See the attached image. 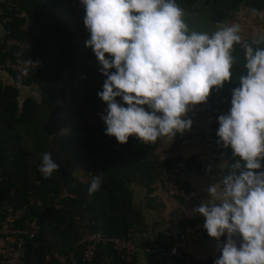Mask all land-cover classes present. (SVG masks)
Segmentation results:
<instances>
[{"label":"trees","instance_id":"obj_1","mask_svg":"<svg viewBox=\"0 0 264 264\" xmlns=\"http://www.w3.org/2000/svg\"><path fill=\"white\" fill-rule=\"evenodd\" d=\"M174 3L182 12L188 13L194 6L201 7L213 25L231 20L239 8L252 14L264 11V0H174ZM0 9V36L25 41L44 55L42 62L26 77L15 79L7 71L13 82L3 84L0 80V204L8 205L16 216L12 225L32 233L29 239L22 236V264H54L55 255L74 249L76 220L91 222L95 232L108 238H123L127 234L134 236L140 227V219L132 205L129 185L148 189L160 169L167 168L170 162L158 159L154 154L155 146L135 136H130L126 144H120L114 136L105 134L106 126L95 124L90 117L84 116L79 121L76 114L80 113L76 107L87 105L73 100L64 119L67 133L58 139L57 147L75 153V163L81 168L84 180H77L63 167H58V171L45 179L39 172V165L46 150L43 152L44 147L37 148L36 143L44 124L37 115L45 103V96L58 92L62 100L65 98L62 88L74 83L77 43L67 23L53 14L50 3L43 0H2ZM3 18L9 20L2 22ZM28 21L34 24L33 30L22 28ZM247 46L253 52L264 50V36L242 39L233 44L230 50L233 60L231 76L222 87L210 90L208 99L213 106L232 107L234 90L241 86V78L248 74ZM32 48L12 46L0 53V59L5 57L19 63L32 53ZM105 58L113 59L108 54ZM84 59L97 64V82L99 90H102L107 78L90 47L85 50ZM115 71L112 68L109 74ZM62 72H67V83L55 88L54 83ZM37 83L46 85L38 101L31 96L18 100L19 88ZM116 102L127 107L121 97H117ZM55 108V113H60L59 105L56 104ZM52 122L48 128H58L62 124L58 117ZM26 130L33 131V151L24 142ZM229 162L228 169L240 170L232 166L234 162L231 159ZM237 164L245 171L242 162ZM97 174L102 176L101 187L89 195L91 178ZM135 245L137 251L139 248ZM135 253L127 261L109 243L98 244L89 261H80L77 256L75 264H134ZM166 262L179 264L175 260Z\"/></svg>","mask_w":264,"mask_h":264},{"label":"clouds","instance_id":"obj_2","mask_svg":"<svg viewBox=\"0 0 264 264\" xmlns=\"http://www.w3.org/2000/svg\"><path fill=\"white\" fill-rule=\"evenodd\" d=\"M84 24L91 34L85 42L107 78L99 98L107 104L108 136L126 144L130 136L155 143L191 126L182 117L190 104L202 103L213 87L230 79V50L240 41L239 26L223 27L213 36L187 34L183 12L174 0H82ZM255 12L256 10H252ZM106 54L113 59L105 58ZM248 74L234 90L230 114L218 118V137L244 161L245 171L224 180L220 205L201 204L208 236L227 243L214 264H264V50L246 47ZM115 68V73L109 70ZM121 97L127 107L116 102ZM151 111H146L145 107ZM239 164L235 167L239 168ZM49 152L39 172L48 179L58 171ZM93 175L89 195L101 187ZM215 193L216 189H210ZM239 233V248L231 237Z\"/></svg>","mask_w":264,"mask_h":264},{"label":"built area","instance_id":"obj_3","mask_svg":"<svg viewBox=\"0 0 264 264\" xmlns=\"http://www.w3.org/2000/svg\"><path fill=\"white\" fill-rule=\"evenodd\" d=\"M2 11L0 9V15ZM3 18L1 21H8ZM0 53L14 46L17 48H32L25 41H18L14 38L0 36ZM32 53L19 62H11L10 59L2 57L0 59V72L10 75L12 73L15 79L26 77L31 71L42 62L44 55L40 49L32 48ZM231 107L213 106L208 97L202 103L188 106V110L182 117L191 121V126L182 132H176L174 138L177 140L196 137L201 141L202 157L195 159L198 175L202 178H210L224 166L227 165V159L220 151V138L217 135L220 127L218 118L230 114ZM261 161V160H260ZM186 167L183 161H174L169 163L167 168H161L157 180L162 190L172 197L187 200L188 193L185 187L177 185L171 178ZM197 199H201L198 197ZM37 204V203H36ZM16 216L11 208L6 204H0V264H22L23 259V238H31L32 233L26 229L17 228L12 225ZM91 222L74 221L77 232V239L74 249L66 254L55 255L54 264H75L78 259L87 262L93 255V250L98 244L109 243L113 250L122 258L129 261L136 251L135 237L131 234L123 238H108L103 234L95 232L92 229ZM205 217L181 226L173 235L165 234L160 243H153L141 247V252L147 254L161 264L164 261L175 260L179 264H205L195 261L186 252V249L207 233L204 228ZM241 237V244H243Z\"/></svg>","mask_w":264,"mask_h":264},{"label":"crops","instance_id":"obj_4","mask_svg":"<svg viewBox=\"0 0 264 264\" xmlns=\"http://www.w3.org/2000/svg\"><path fill=\"white\" fill-rule=\"evenodd\" d=\"M24 25L25 23L22 28L27 29ZM1 33L2 29L0 26ZM0 80L3 84L11 83V78L9 81L8 77H5L4 72H0ZM144 107L146 111H151L147 106ZM149 144L155 146L154 154L157 155L158 159L167 160L170 163L174 161H183L185 163V169L172 174L171 178L177 185L186 188L189 198L182 200L168 196L160 187L157 178L149 185L148 189L134 184L129 185L132 205L138 212L140 219V227L136 231L137 233L134 234L135 242L139 248L135 253L134 264H156L147 254L141 252L140 248L145 245L160 243L165 234L173 236L181 226L202 217L201 214L195 211L201 204H207L208 206L220 205L224 200L223 182L225 178L230 175H239L242 172L240 167V170H237V167L235 168L237 162H242L245 169L244 161L233 154L230 146L225 147L222 141L219 144V148L227 159V165L210 178H202L197 172L195 159L202 157V145L198 138L190 137L177 140L174 136L162 135L158 137L155 143L149 142ZM230 159L234 162L232 166L236 169L235 171L228 169ZM260 163L261 168L255 170L257 174L264 173V159H261ZM212 188L216 189L215 193L210 191ZM198 197H201V199H197ZM231 239L237 248L241 246L239 233L234 234ZM227 240V233L220 237L219 240L209 237L208 233H206L198 242L188 247L186 252L195 261L214 264L222 255V249ZM161 264L171 263L164 261Z\"/></svg>","mask_w":264,"mask_h":264},{"label":"rangeland","instance_id":"obj_5","mask_svg":"<svg viewBox=\"0 0 264 264\" xmlns=\"http://www.w3.org/2000/svg\"><path fill=\"white\" fill-rule=\"evenodd\" d=\"M43 1L52 5L53 14L67 23L69 30L74 36L77 43L76 55L74 57L76 76L73 84L62 88L61 93L65 97L62 98V100L61 98L59 99L58 92V94L55 93L49 94L47 97L45 96V103L40 106V110L37 115V119H40L44 124V128H41L42 132H38L39 136L37 137L40 139L36 142L37 148L42 149L44 147L43 152L44 150L49 152L53 161L59 167H63L77 180L83 181L82 170L75 163V153L71 150L60 149L57 147L58 139L67 133L68 130V127L64 124L67 109L69 107V103L73 100L76 101V103L86 102L85 104L87 106H79L76 104V111L81 114H76L79 117L78 120H83L84 116H86L90 117L95 124L107 127L106 123L102 119V117L107 115V104L98 96V93L102 92L103 88L102 90H99L98 87L97 64L93 61L84 59V52L88 48L86 47L85 42L91 38V34L84 24L86 10L82 0ZM233 15L234 16L231 20H225L219 24L213 25L210 23L204 10L199 6H194L193 11L190 13L183 12L182 20L187 26L188 35L196 32L204 33L211 37L223 27L237 25L239 26V32L237 34L239 35L240 40L264 36V11L252 14L244 8H239ZM24 26L26 28H31L32 30L34 29V24L29 21L25 22ZM6 76L10 81V75L5 73V77ZM67 80V72H62L59 79L54 83L56 86L55 88L59 87L63 83H67ZM28 87L19 88V91H21L18 97L19 101L25 96H31L38 101L41 93L45 90L46 85L37 83ZM56 104L61 108L60 113H55ZM56 117L62 121V124H60L58 128H48L49 125L51 127L53 123L52 121ZM32 132V130H26V135L24 136V142L30 151L35 149L32 143V138L34 136Z\"/></svg>","mask_w":264,"mask_h":264}]
</instances>
